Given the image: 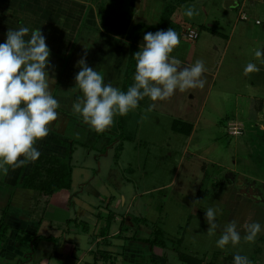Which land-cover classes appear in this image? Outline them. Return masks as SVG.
<instances>
[{
    "label": "rangeland",
    "instance_id": "374dc122",
    "mask_svg": "<svg viewBox=\"0 0 264 264\" xmlns=\"http://www.w3.org/2000/svg\"><path fill=\"white\" fill-rule=\"evenodd\" d=\"M177 1L78 0L79 15L86 9L87 26L79 21L68 55L49 57L50 75L57 83L54 97L60 96L61 103L48 138L55 135L61 143L64 154L58 159L71 163L74 189L87 179L100 193L98 197L91 193L70 197L73 204L92 202L105 208H100V229L108 232L111 226L115 236L102 238L92 250L97 254L103 252L100 247L107 248L110 250L104 251L113 257L111 249L120 251L123 244L115 238L146 237V228L157 227L166 238V247H157L158 255L167 258V264H184L177 251L220 264H233V256L239 252L252 264H264V231L254 243H248L239 227L245 220L264 225V64L254 55L257 49H264V0H238L235 6H226L225 0H193L176 7L168 28L175 29L181 42L170 57L188 66L202 60L206 68L203 88L176 90L165 100L145 97L126 116H114L112 126L102 133L72 110L82 96L74 79L79 71L77 61L86 57L89 66L117 86L124 81L128 29L137 22L158 24L163 6ZM191 5L198 14L189 18L184 10ZM255 19L262 22L261 33L254 39L245 38L242 28L249 20L253 25ZM145 32L148 30H142L136 41L138 50ZM190 32L196 36H189ZM249 62L260 70L246 75L244 67ZM188 127L191 131L186 134ZM47 154L41 153L30 167L31 162H26L18 179L23 183L29 174L33 184L53 180L60 162ZM6 193V187L0 186V198ZM240 195L251 200V210L235 219L232 208ZM208 207L217 211L218 227L212 233L204 221ZM56 216L67 218L68 214L61 210ZM231 221L238 222L241 242L220 249L216 240ZM76 237L86 247L94 239L84 232ZM21 241L28 243L29 237L23 235ZM154 251L151 257L158 259Z\"/></svg>",
    "mask_w": 264,
    "mask_h": 264
},
{
    "label": "clouds",
    "instance_id": "9594fccd",
    "mask_svg": "<svg viewBox=\"0 0 264 264\" xmlns=\"http://www.w3.org/2000/svg\"><path fill=\"white\" fill-rule=\"evenodd\" d=\"M198 14L194 5L184 10L191 18ZM180 36L173 28L145 32L143 43L133 56L136 61L134 83L126 91L106 83L104 77L86 62V57L77 61L79 71L75 84L82 96L72 104V110L82 117L90 128L102 133L112 126L114 116H126L136 109L145 97L152 101L165 100L176 90L203 88L206 71L202 60L183 66L175 57H170L180 44ZM51 50L40 28L27 26L9 29L6 39L0 42V171L8 166L17 168L26 162H34L41 155L36 144L49 135L50 123L57 120L59 102L52 95L50 75ZM255 58L264 64V49H257ZM256 63L244 67L247 75L258 72ZM217 211L213 207L204 210V221L210 233L218 227ZM244 230L245 242L254 243L264 225L258 221L245 220L239 225ZM238 222L231 221L224 228L216 246L224 249L241 242ZM233 264H252L246 256L237 252Z\"/></svg>",
    "mask_w": 264,
    "mask_h": 264
},
{
    "label": "crops",
    "instance_id": "0c3cea01",
    "mask_svg": "<svg viewBox=\"0 0 264 264\" xmlns=\"http://www.w3.org/2000/svg\"><path fill=\"white\" fill-rule=\"evenodd\" d=\"M233 1L235 5L239 2L238 0L237 3L236 0ZM78 3V0H0V42L6 39V33L10 28L14 29L20 26H27L30 29L40 28L46 37L51 54L68 55L72 51V41L78 35L79 21L81 24L84 22V28L87 26L86 9L79 15ZM252 5L254 2H250V6ZM252 21L253 25L249 20L250 24L248 23L242 28L245 38L254 39L261 33L259 27L262 22L258 19ZM228 40L229 37L227 42ZM58 57L56 56V58ZM104 81L111 83L108 77H105ZM115 82L112 81V84ZM121 83L122 81L116 83V87H120ZM53 84L55 85L52 86L51 92L54 96L57 83ZM55 97L60 104L61 97L57 95ZM50 127L52 126L50 125ZM51 137V140L48 138L49 142L42 138L37 142L36 147L41 153L55 155L57 158L62 157L64 153L62 146L59 145L61 143L56 141L55 135ZM31 164L33 162L29 163V167ZM68 164L71 166L70 162ZM22 166L17 168L8 166L7 172L0 171V186L6 187L7 190L5 196L0 198V218L3 217L6 226L5 235L0 239V264H119L120 261L122 264L125 262L128 264H151L150 260L154 259L151 257L154 247L156 249L154 255L159 257L155 260L164 261L158 255V246H151L145 241L151 237L150 228L143 231L148 233L146 237L138 236L125 240L121 238L124 237L122 235L121 239L115 238V241L123 240V244L120 251H116L115 248L111 249L115 252L113 257L104 251L107 248L100 247L99 249H102L103 252L100 251L98 254L96 250V252L92 251L93 247L99 246L102 238H108L109 235L115 236V231L110 230L111 226L108 232L103 228L100 229L99 215L102 214L100 208L104 210V207L97 208L92 202L84 203V206L73 204L74 198L72 197L73 199L70 200V197L74 194L75 197L81 196L83 193H91L98 197L100 193L90 185L87 179H82L78 187L74 189L72 166L69 191L61 189L50 195L39 192L24 186L18 179ZM250 203L251 200L247 196L240 195L238 203L236 202L234 207L231 205L233 218L247 215L251 210ZM61 210L67 211V218L56 216V213ZM115 213L121 214L119 211H115ZM91 217L94 219L90 220ZM63 220L66 224L63 223ZM93 220H95L94 224ZM81 232L88 234L89 237L97 235L91 242L89 241L86 247L81 246L76 237ZM36 234L41 236V239L28 243L21 241L23 235ZM103 261L104 263H101Z\"/></svg>",
    "mask_w": 264,
    "mask_h": 264
},
{
    "label": "trees",
    "instance_id": "16d2710c",
    "mask_svg": "<svg viewBox=\"0 0 264 264\" xmlns=\"http://www.w3.org/2000/svg\"><path fill=\"white\" fill-rule=\"evenodd\" d=\"M188 1H193V0H178L177 4L166 3L163 6V8L159 14V18H160L159 23L156 25H146L144 23H141V22L138 23L137 22V23L133 24L128 29V31L126 33V39L129 41L128 55H127V59H126L124 81L122 82V85L120 87L121 90L126 91L127 88L132 85L129 78L132 75V73L135 71L136 61H135L133 54L136 51H138L135 44H136V41L139 39L138 37H139L140 32L142 30H148L151 32H155V31L161 30V29L166 30L169 26L170 21H171L172 14L176 10V7H178L179 5H181L183 3H186ZM207 29L210 32L220 34L219 32L213 30L212 28L208 27ZM190 131H191V127L190 128L188 127L185 130L186 134H189ZM53 157H55V156H53ZM56 159L58 160V163L60 162V166H59L60 171L55 170L56 173H58V174L56 175V173H55V177L53 178V180H50V181L42 180V181H39L37 184H35V183L33 184L29 181L32 179V176L27 174L23 178V185L28 186V187L30 186L31 188L36 189L37 191L48 194V195L53 194L54 192L59 191L61 189L69 191L71 188L72 168H71L70 164L66 163L65 161L61 162V161H59L58 158H56ZM36 172H34V174H32V175H35ZM26 182H27V184H26ZM4 213H5V210L3 211V215H4ZM5 230H6V226H5V223L3 221V217H1L0 218V239L4 237ZM151 235H152V237L145 240L151 246H158L161 248L166 247V241H165L166 238H165L164 232L161 228H157V227L151 228ZM28 237H29L30 242H35L36 240L41 239V236H39L37 234L36 235H28ZM177 257L184 264H220V263H215V262H211V261L207 262L204 259H202L201 257H196L195 255L187 254V253H184L181 251H177ZM150 263L151 264H167L165 262V260L163 262H159V261H156L155 259H151Z\"/></svg>",
    "mask_w": 264,
    "mask_h": 264
},
{
    "label": "water",
    "instance_id": "95a60500",
    "mask_svg": "<svg viewBox=\"0 0 264 264\" xmlns=\"http://www.w3.org/2000/svg\"><path fill=\"white\" fill-rule=\"evenodd\" d=\"M225 5L226 6H234L235 2L233 0H225Z\"/></svg>",
    "mask_w": 264,
    "mask_h": 264
},
{
    "label": "built area",
    "instance_id": "2783aa9c",
    "mask_svg": "<svg viewBox=\"0 0 264 264\" xmlns=\"http://www.w3.org/2000/svg\"><path fill=\"white\" fill-rule=\"evenodd\" d=\"M189 36H191V37L193 36L194 37V36H196V33L190 32Z\"/></svg>",
    "mask_w": 264,
    "mask_h": 264
}]
</instances>
